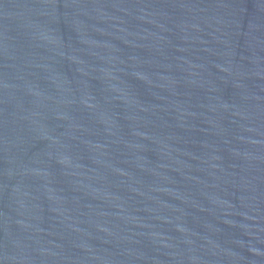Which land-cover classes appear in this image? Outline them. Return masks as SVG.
Listing matches in <instances>:
<instances>
[{"label": "water", "instance_id": "1", "mask_svg": "<svg viewBox=\"0 0 264 264\" xmlns=\"http://www.w3.org/2000/svg\"><path fill=\"white\" fill-rule=\"evenodd\" d=\"M0 264H264V0H0Z\"/></svg>", "mask_w": 264, "mask_h": 264}]
</instances>
